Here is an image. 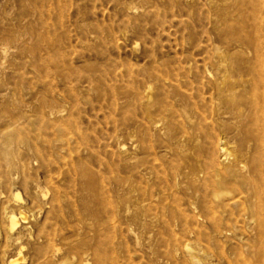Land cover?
Masks as SVG:
<instances>
[{
    "label": "rangeland",
    "instance_id": "1",
    "mask_svg": "<svg viewBox=\"0 0 264 264\" xmlns=\"http://www.w3.org/2000/svg\"><path fill=\"white\" fill-rule=\"evenodd\" d=\"M261 108L264 0H0V264H264Z\"/></svg>",
    "mask_w": 264,
    "mask_h": 264
},
{
    "label": "bare ground",
    "instance_id": "2",
    "mask_svg": "<svg viewBox=\"0 0 264 264\" xmlns=\"http://www.w3.org/2000/svg\"><path fill=\"white\" fill-rule=\"evenodd\" d=\"M261 81H262V80H261ZM262 82H263V81H262ZM259 110H260V109H259ZM261 110H262V108H261ZM263 110H264V108H263ZM263 110H262V111H263ZM262 111H261V112H262ZM261 112H260V114H261ZM262 114H264V113H262ZM242 118H243V117H242ZM259 118H260V115H259ZM258 121H259V122H258L259 125H257V126H259V128H260L261 130H263V131H261V132H264V119H262V120L260 119V120H258ZM256 123H257V122H256ZM259 128H258V130H259ZM256 130H257V129H256ZM256 132H257V131H256ZM256 132H255V133H256ZM261 132H259V133L261 134ZM255 136H257V135H255ZM257 139H258V137H257ZM255 141L257 142V140H255ZM258 141H259V140H258ZM260 141H261V140H260ZM263 142H264V140H263ZM258 143H259V142H258ZM258 143H256V145H257ZM258 145H260V144H258ZM260 146H262V145H260ZM257 147H259V146H257ZM263 147H264V146H263ZM261 148H262V147H261ZM220 149H221L222 151L224 150V149H222V148H220ZM259 149H260V148H259ZM260 150H261V149H260ZM262 150H263V148H262ZM263 152H264V151H263ZM261 154H262V153H261ZM258 159H259V158H258ZM255 161H256V160H255ZM262 161H263V160H262ZM260 162H261V161H259V162H258V161L255 162L256 165H257V167L262 166V163H261V165H260ZM244 164H245V163H244ZM243 167H244V166H243ZM252 167H253V164L251 165L250 169H252ZM257 167H256V169H257ZM262 168H264V167L262 166ZM253 169H254V168H253ZM253 169H252V170H253ZM258 169H259V168H258ZM252 170H251V172H252ZM254 170H255V169H254ZM254 170H253V171H254ZM260 170H261V168H260ZM261 171H262V170H261ZM255 172H256V171H254V173H255ZM252 173H253V172H252ZM263 173H264V172H263ZM257 174H258V173H257ZM263 175H264V174H263ZM253 176H254V174H253ZM257 176H258V175H257ZM257 176H256V178H257ZM250 177H251V176H250ZM251 178H252V177H251ZM261 178H263V177H261ZM245 181H247V179H246ZM251 181L253 182V180H251ZM259 181H260V180H259ZM259 181H257V182H259ZM252 182H251V183H252ZM255 182H256V181H255ZM262 182H263V180H262ZM262 182H261V184H264V182H263V183H262ZM248 183H249V182H248ZM248 183H247V187H248ZM249 184H250V183H249ZM255 184H256V183H255ZM257 184H258V183H257ZM252 185L254 186V184H252ZM249 186H251V185H249ZM253 186H252V187H253ZM255 186H256V185H255ZM258 186H259V185H258ZM260 187H261V186H260ZM253 188H254V187H253ZM255 188H258V187L256 186ZM261 188H262V187H261ZM248 190H249V188H248ZM252 190H253V189H252ZM237 191H238V190H236V192H237ZM244 191H245V190H244ZM242 192H243V191H242ZM245 192H246V191H245ZM245 192H244V193H245ZM255 192H257V191H255ZM238 193H239V192H238ZM240 193H241V192H240ZM250 193H252V192H250ZM258 193H260V192H258ZM263 193H264V192H263ZM241 194H242V193H241ZM246 194H247V193H246ZM254 194H255V193H254ZM261 194H262V193H261ZM262 195H263V194H262ZM243 196H245V194H244ZM251 196H252V195H251ZM255 196H256V195H254V198L256 199ZM214 197H215V195H214ZM239 197H240V196H239ZM257 197H258V199H259L260 195L257 194ZM261 197H262V196H261ZM261 197H260V199H261ZM244 198H245V197H244ZM215 199H216V198H215ZM249 199H250V198H249ZM251 199H252V197H251ZM263 199H264V198H263ZM242 200H243V198H242ZM238 201H239V200H238ZM238 201H236V202H238ZM247 201H248V200H247ZM249 201H250V200H249ZM252 201H253V200H252ZM259 201H260V200H259ZM261 201H262V200H261ZM244 202H245V201H244ZM238 203H240V202H238ZM247 203H248V202H247ZM240 204H241V203H240ZM247 205H248V204H247ZM243 208H244V207H243ZM243 208H242V209H243ZM250 210H254V211L257 210V211H260V205H259L258 209H255V207L253 206L252 209H250ZM262 210H263V209H262ZM244 211H245V210H244ZM260 213H261V212H260ZM249 214H250V213H249ZM255 214H256V213H255ZM253 215H254V214H253ZM11 218H12V219H11ZM10 219H11L10 221L12 222V226H13V225L15 224V221H14L15 219H14L12 216L10 217ZM23 219H24V217H23ZM14 262H15V261H14ZM10 264H12V263H10ZM13 264H14V263H13Z\"/></svg>",
    "mask_w": 264,
    "mask_h": 264
}]
</instances>
